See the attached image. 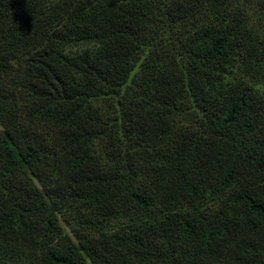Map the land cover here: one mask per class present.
<instances>
[{
    "label": "trees",
    "instance_id": "1",
    "mask_svg": "<svg viewBox=\"0 0 264 264\" xmlns=\"http://www.w3.org/2000/svg\"><path fill=\"white\" fill-rule=\"evenodd\" d=\"M250 3L0 0V264H264Z\"/></svg>",
    "mask_w": 264,
    "mask_h": 264
},
{
    "label": "rangeland",
    "instance_id": "2",
    "mask_svg": "<svg viewBox=\"0 0 264 264\" xmlns=\"http://www.w3.org/2000/svg\"><path fill=\"white\" fill-rule=\"evenodd\" d=\"M240 4L246 3V0H238ZM250 27L256 30H259L261 28H264V10L262 9V5L260 2H257L256 0H250ZM161 36H169L167 32L161 31ZM182 35V29L180 27L175 28V34L173 35V40L177 37H181ZM80 48H85V45H81ZM242 64L240 61H237L235 66L230 69V72L226 76V79L229 82H239V81H245L247 84L251 85L254 90H256L259 94L264 96V85L257 82L254 78H248L244 72L242 71ZM111 101H108L106 98L100 100L99 104L103 107L102 110L104 113H110L111 112ZM0 129L3 130V127L0 125ZM59 221L64 227V231L66 234L72 236V232L68 225L65 223L63 216H59Z\"/></svg>",
    "mask_w": 264,
    "mask_h": 264
}]
</instances>
